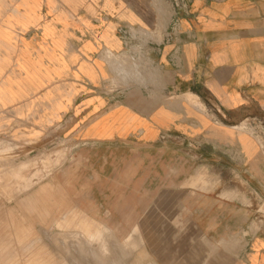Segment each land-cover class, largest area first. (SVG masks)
<instances>
[{"label":"rangeland","instance_id":"1","mask_svg":"<svg viewBox=\"0 0 264 264\" xmlns=\"http://www.w3.org/2000/svg\"><path fill=\"white\" fill-rule=\"evenodd\" d=\"M187 1L47 0L53 18L67 14L65 35L52 23L27 30L36 0H0V264H212L220 242L192 219L191 188L249 206L257 217L251 228L264 229V193L237 172L240 161L200 158L173 135L151 146L84 140L108 129L88 119L94 99L111 109L130 93L150 103L168 96L153 57ZM108 25L117 49L100 40ZM27 39H38V48ZM131 56L141 76L127 75ZM71 60L77 64L65 76ZM70 74L86 78L76 83ZM260 157L255 168L264 170ZM258 180L264 185V175Z\"/></svg>","mask_w":264,"mask_h":264},{"label":"crops","instance_id":"2","mask_svg":"<svg viewBox=\"0 0 264 264\" xmlns=\"http://www.w3.org/2000/svg\"><path fill=\"white\" fill-rule=\"evenodd\" d=\"M36 2L35 14L31 16L37 19L28 20L27 30L52 23L53 27L64 29L61 32L65 35L66 28L71 31L64 11L53 18L46 8L47 0ZM112 15L118 20V14ZM77 21L72 22L76 28L84 27ZM168 29L173 34L153 57L162 72L168 96L150 103L130 93L125 96V103L111 109L94 99L88 119H102L108 129L99 128L84 136V140L94 143L134 140L151 146L160 142L162 135H173L182 144L188 142L200 158L205 155L222 160L221 156L226 155L231 161H240L236 164L237 172L259 181L254 191L264 193V185L258 180L264 170L260 168L262 173L255 168L264 154L260 142L264 144V0H188L185 10L176 12L175 22ZM99 30L104 46L119 47L111 26ZM37 40H29L33 48H38ZM86 45L82 46L84 53L93 55L95 51L88 50ZM67 64L65 76H69L70 68L77 62L71 60ZM70 77L76 83L86 78L83 75L75 79L73 74ZM188 95L197 97L204 110L188 105ZM4 96L5 92L0 90V106H4ZM109 113L112 115L107 117ZM204 147L211 150L210 155L204 152ZM202 181L197 175L194 183ZM190 192L197 199L190 200L187 207L202 230L201 235L220 242L210 250L212 264H264V229L251 228L257 217L249 206L198 189L191 188Z\"/></svg>","mask_w":264,"mask_h":264},{"label":"bare ground","instance_id":"3","mask_svg":"<svg viewBox=\"0 0 264 264\" xmlns=\"http://www.w3.org/2000/svg\"><path fill=\"white\" fill-rule=\"evenodd\" d=\"M128 59H129L128 62L130 63V73L127 74V75H129L131 77H134V76H137V75H140L141 76L142 75V72H141V68H140V65L138 64L137 59L134 58L133 56H131ZM187 104L190 105L192 108L202 107L201 109L204 110V107L202 105H200L197 97H195L193 95H188L187 96Z\"/></svg>","mask_w":264,"mask_h":264}]
</instances>
